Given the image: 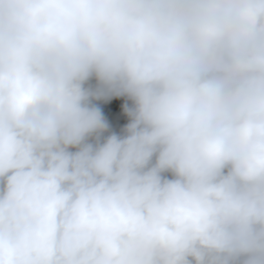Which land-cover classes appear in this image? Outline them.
I'll return each instance as SVG.
<instances>
[{"label":"clouds","instance_id":"1","mask_svg":"<svg viewBox=\"0 0 264 264\" xmlns=\"http://www.w3.org/2000/svg\"><path fill=\"white\" fill-rule=\"evenodd\" d=\"M0 264H264V0H0Z\"/></svg>","mask_w":264,"mask_h":264},{"label":"trees","instance_id":"2","mask_svg":"<svg viewBox=\"0 0 264 264\" xmlns=\"http://www.w3.org/2000/svg\"><path fill=\"white\" fill-rule=\"evenodd\" d=\"M119 103L120 101H113L109 106L106 107V112L114 113L115 111H117Z\"/></svg>","mask_w":264,"mask_h":264}]
</instances>
